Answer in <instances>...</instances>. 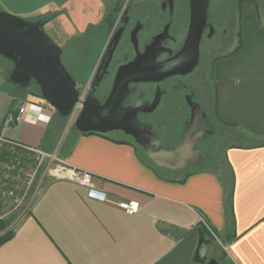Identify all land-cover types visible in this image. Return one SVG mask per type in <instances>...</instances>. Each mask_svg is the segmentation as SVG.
<instances>
[{"label":"crops","instance_id":"obj_1","mask_svg":"<svg viewBox=\"0 0 264 264\" xmlns=\"http://www.w3.org/2000/svg\"><path fill=\"white\" fill-rule=\"evenodd\" d=\"M120 0H0L6 10L43 22L44 33L81 72V62L106 35L107 12ZM142 2L147 0H134ZM239 41L212 61L216 120L242 137L225 149V167L194 170L180 178L156 168L132 141L108 134L54 128L56 112L26 111L7 125L20 103L0 83V141L34 149L55 162L84 171L107 202L87 198V189L67 180L46 181L28 210L0 245V264H198L200 235L218 264H264V26L256 4L243 2ZM84 52L81 54V52ZM96 52V51H95ZM61 56V57H62ZM70 127V128H69ZM28 151V150H27ZM134 202L136 214L116 206Z\"/></svg>","mask_w":264,"mask_h":264},{"label":"water","instance_id":"obj_2","mask_svg":"<svg viewBox=\"0 0 264 264\" xmlns=\"http://www.w3.org/2000/svg\"><path fill=\"white\" fill-rule=\"evenodd\" d=\"M188 2L190 23L181 51L165 63H152L151 70H145L147 67L135 74L134 66L137 64L121 67L115 75L110 96L103 105L95 97L86 94L95 91L101 83L112 54L113 40L107 48L105 46L101 62L98 65L97 61L88 82L81 84L65 69L61 62L62 49L44 33L40 21L29 22L0 11V60L12 66L8 74L11 85L21 89L36 85L40 98L63 118H68L74 106L80 103V96L84 95L82 110L73 124L80 134L122 132L155 167L173 172L182 171L190 161L195 159L197 162L199 156L198 152L192 150L195 140L189 139L197 120L198 106L190 103L191 121L183 141L172 150L166 149L153 135L151 128L142 125L137 119V107L131 106L133 92H128L127 86L130 82L153 83L173 75H187L197 66L199 44L206 27L210 0ZM157 100L146 111H152ZM210 246L208 237L202 233L195 254L198 264H218L215 260L207 259Z\"/></svg>","mask_w":264,"mask_h":264},{"label":"flooded vegetation","instance_id":"obj_3","mask_svg":"<svg viewBox=\"0 0 264 264\" xmlns=\"http://www.w3.org/2000/svg\"><path fill=\"white\" fill-rule=\"evenodd\" d=\"M242 3L238 5V15ZM219 11L221 9L217 8L214 14H210L208 5L206 27L199 44V60L200 45L204 35L210 39L215 35L214 26L222 27L223 22L229 26L231 22L229 15L220 18ZM189 23L188 0H147L142 2L125 0L117 2L108 10L106 18L109 36L105 46L107 48V45L113 40L112 54L98 88L93 92L88 91L86 96L95 97L103 105L110 96L115 75L121 67L135 63L137 64L136 67L134 66L136 74L143 68L148 67L145 70H151L152 63L162 64L172 60L183 47ZM226 33L227 30L222 28L221 34L225 35ZM105 50L104 47L98 59V65ZM197 66L187 75H173L153 83L130 82L127 86L128 92H133L131 106L137 107V119L142 125L150 127L153 135L155 132L151 126V120L163 123L174 121L184 124L181 134L173 136L175 137L174 147L170 145L171 143L165 144V146L162 144L166 149L172 150L183 141L191 121L190 103L198 106L197 120L189 139L195 140L192 150L198 152L199 156L197 162L194 159L188 163L192 165L200 163L199 141L211 133V130L206 128L208 122L200 110L194 86L188 79L196 71ZM156 98L158 100L155 108L150 112L146 111ZM116 133L123 134L122 132ZM155 136L161 139L156 133Z\"/></svg>","mask_w":264,"mask_h":264},{"label":"rangeland","instance_id":"obj_4","mask_svg":"<svg viewBox=\"0 0 264 264\" xmlns=\"http://www.w3.org/2000/svg\"><path fill=\"white\" fill-rule=\"evenodd\" d=\"M120 1L123 2L125 0ZM242 2H253L256 4L261 25L264 26V0H210L209 13L214 14L215 9L220 8V18L229 15L231 17V22L229 26L226 25V22H223L224 24L222 27L214 26L216 30L215 35L210 39H207L206 35H204L200 45L199 64L196 71L188 77V79L194 86V93L196 94V98L200 104V110L205 115L208 122L206 128L211 130V133L199 141L198 149L201 151L199 164H188L182 171H166L167 175L180 178L185 173L194 170L219 171L221 168L225 167V149L233 143H242L243 141L242 137H240L236 131L230 127L220 124L216 120L213 108V88L210 75L212 61L217 57L231 52L239 41V37L237 35L238 5ZM0 11L7 12L25 21H34L32 18L21 17L13 14L3 8L1 4ZM222 28L227 30L225 35L221 34ZM105 37V34L99 36L98 41L95 42L96 52H92L87 58L82 60V68L78 76L75 75L73 66L70 64V61L67 60L65 54L61 57V62L65 69L76 81H82L87 77L90 68L95 62V54L104 42ZM83 53L84 52L82 51L81 54ZM11 69L12 66L10 64L0 60L1 82H3L10 89V91L15 92L18 96L20 104L27 102V100L39 101L40 91L36 85H31L27 89H21L20 87L13 86L9 83L8 74ZM150 123L154 132L162 139L159 140L164 146L165 144L171 143L170 145H173L174 147L175 144L173 140L175 137L173 136H177L178 133L181 134L184 130V124L179 122L169 121L167 123H163L161 121L151 120ZM68 125L67 118H63L58 114L55 115L52 127H61L63 130L67 129ZM70 125L72 126V130H74L75 128L73 124ZM108 135L118 139L132 141L121 133L111 132L108 133ZM2 149L9 153L14 152L13 146L0 141V153L2 152ZM25 152H28L29 154L31 153L30 155H27V159L30 161L27 167L20 168L9 186L6 187L5 185L0 184V220H8V226L4 231L0 232V237L4 233L12 231L13 225H15L18 219L28 210V207L32 203L33 199L37 196L40 187L44 185L46 181L54 179L48 175L47 171L54 168V165L56 164L55 161H52L49 157L42 158L37 153L26 150ZM10 170L12 171V168ZM10 170L8 169V171Z\"/></svg>","mask_w":264,"mask_h":264},{"label":"built area","instance_id":"obj_5","mask_svg":"<svg viewBox=\"0 0 264 264\" xmlns=\"http://www.w3.org/2000/svg\"><path fill=\"white\" fill-rule=\"evenodd\" d=\"M0 83H1V74H0ZM83 101H84V95H81L80 103L74 106L71 114L67 118L69 124H74L75 120L79 116L82 110L81 103ZM44 106L48 108V110L50 111V114L55 112L47 104ZM44 106L37 105L31 102H24L22 104L19 103L16 109L17 114L15 116H10L6 123L7 125L11 123H18L21 120L23 114L28 110H32L36 112L38 114V117H42L46 122H49L51 115L50 116L41 115L42 112L45 110ZM27 150L30 152L39 154L42 158L47 157L46 155H44L43 153L37 150H34V149H27ZM51 159L52 161H55L53 157ZM47 172H48V175H50L54 179L67 180L79 186L85 187L87 189L88 199L95 200L98 202H103V203L107 202L105 195L94 186L92 182V176L89 173L84 172V171H79L75 168L68 167L59 162H56V164L54 165V168H51ZM116 206L129 215L136 214L139 211L138 204L134 202H119L116 204Z\"/></svg>","mask_w":264,"mask_h":264},{"label":"trees","instance_id":"obj_6","mask_svg":"<svg viewBox=\"0 0 264 264\" xmlns=\"http://www.w3.org/2000/svg\"><path fill=\"white\" fill-rule=\"evenodd\" d=\"M48 20L49 18H44L42 23H45ZM38 104L46 105V103L40 97ZM90 134L93 133H88L85 135H90ZM11 146H13L14 149L13 153H9L4 149H2V152L0 153V184L5 185L6 187L11 184L12 180L15 177V174L20 170V168L27 167V165L30 163V161L27 159V155H30L31 153L29 154L28 152H25L24 149L16 147L14 145ZM5 167L7 168V170ZM11 168L12 171L10 170ZM8 169L11 172L8 171ZM7 226H8V220H0V232L4 231ZM11 235H12L11 232L4 233L0 237V245L6 242L11 237Z\"/></svg>","mask_w":264,"mask_h":264}]
</instances>
